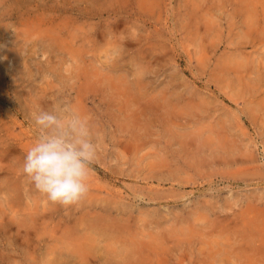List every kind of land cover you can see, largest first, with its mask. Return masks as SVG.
Here are the masks:
<instances>
[{
	"label": "rangeland",
	"instance_id": "obj_1",
	"mask_svg": "<svg viewBox=\"0 0 264 264\" xmlns=\"http://www.w3.org/2000/svg\"><path fill=\"white\" fill-rule=\"evenodd\" d=\"M64 107L98 148L71 206L23 173ZM263 226L264 0H0V264H264Z\"/></svg>",
	"mask_w": 264,
	"mask_h": 264
},
{
	"label": "clouds",
	"instance_id": "obj_2",
	"mask_svg": "<svg viewBox=\"0 0 264 264\" xmlns=\"http://www.w3.org/2000/svg\"><path fill=\"white\" fill-rule=\"evenodd\" d=\"M38 136L27 150L23 173L48 201L81 203L90 191L91 165L98 155L89 119L69 107L34 114Z\"/></svg>",
	"mask_w": 264,
	"mask_h": 264
},
{
	"label": "bare ground",
	"instance_id": "obj_3",
	"mask_svg": "<svg viewBox=\"0 0 264 264\" xmlns=\"http://www.w3.org/2000/svg\"><path fill=\"white\" fill-rule=\"evenodd\" d=\"M55 39H57V38H55ZM119 78L121 79V77H119ZM259 224H260V223H259ZM259 224H258V225H259ZM251 226H252V225H251ZM252 227H253V226H252ZM249 228H250V227H249ZM258 228H259V227H258ZM258 228H257V229H258ZM260 228H261V227H260ZM262 228H264V226H263ZM252 229H254V227H253ZM255 229H256V228H255ZM254 231H255V230H254ZM258 231H260V229H259ZM262 231H263V230H262ZM245 232H246V231H245ZM247 232H248V234H249V231H248V230H247ZM247 232H246V233H247ZM251 232H253V231H251ZM255 232H257V231H255ZM244 234H245V233H244ZM251 234H252V233H251ZM251 234H250V235H251ZM253 234H254V232H253ZM258 234H259V233H258ZM262 234H263V237H264V232H263ZM255 235H256V234H255ZM245 236H246V235H245ZM252 236H254V235H252ZM246 237H247V236H246ZM256 237H257V235H256ZM259 237H260V236H259ZM253 238H254V237H253ZM247 239L249 240L248 237H247ZM245 241H246V240H245ZM249 241H250V240H249ZM262 241H263V243H261L260 245H258L257 248H258V249H262V251H263V250H264V249H263V247H264V246H263V244H264V240H262ZM246 242H247V241H246ZM250 242H251V241H250ZM250 242H249V243H250ZM124 243H125V242H124ZM249 243H247V244L249 245ZM252 243H253V242H252ZM134 244H135V243H134ZM134 244H133V245H134ZM243 244H244V243H243ZM247 244L245 243L244 246H246L247 248H249V247L251 246V244H250L249 246H248ZM256 244H257V243H256ZM136 245H137V244H136ZM136 245H135V246H136ZM138 245H139V244H138ZM126 246H127V245H126V243H125V247H126ZM135 246H134V247H135ZM244 246H243V249H244ZM125 247H124V249H125ZM132 247H133V246H132ZM251 247H252V246H251ZM136 248H137V247H136ZM136 248H132V249L130 248L132 251H130V253L128 254V255H129L128 258H127L128 261H130L131 258H132V256L135 255V254L137 253V252L135 253ZM140 248H141V247H140ZM241 248H242V247H241ZM247 248H246V249H247ZM119 249H120V248H119ZM119 249L117 248V250H119ZM255 249H256V248H254V250H249V249H248V250H246V251H250V252H252V251H255ZM121 250H122V248H121ZM138 250L141 251L140 249H138ZM124 251H125V250H124ZM246 251H245V252H246ZM126 252H127V251H126ZM250 252H249V253H250ZM256 252H257V255H258L259 257H260V253H262V255H263V257H264V251H263V252H261V251L258 252V250H256ZM118 253H121V252H118ZM247 253H248V252H247ZM253 253H254V252H253ZM123 254H124V252H123ZM125 254H126V253H125ZM137 254H140V252L137 253ZM123 256H124V255H123ZM136 256L138 257V255H136ZM140 256H141V255H140ZM244 256H245V255H244ZM247 256H248V255H247ZM247 256H245V257H247ZM249 256H251V255H249ZM252 256H253V255H252ZM137 257H136V258H137ZM261 257H262V256H261ZM261 257H260V258H261ZM255 258H257V257L255 256ZM125 259H126V258H125ZM134 259H135V257H134ZM253 259H254V257H253ZM251 260H252V259H251ZM251 260H250V261H251ZM263 260H264V259H263ZM134 261H135V260H134ZM136 261H137V260H136ZM136 261H135V262H136ZM259 261H260V260H258L257 262H259ZM123 262H124V261H123ZM260 262H261V264L263 263L262 261H260ZM125 264H126V263H125ZM248 264H251V263L249 262Z\"/></svg>",
	"mask_w": 264,
	"mask_h": 264
}]
</instances>
